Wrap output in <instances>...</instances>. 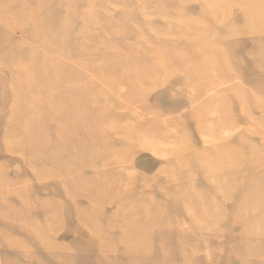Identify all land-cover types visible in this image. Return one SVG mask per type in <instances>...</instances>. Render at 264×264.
Listing matches in <instances>:
<instances>
[{
    "label": "rangeland",
    "instance_id": "1",
    "mask_svg": "<svg viewBox=\"0 0 264 264\" xmlns=\"http://www.w3.org/2000/svg\"><path fill=\"white\" fill-rule=\"evenodd\" d=\"M0 169V264H264V0H0Z\"/></svg>",
    "mask_w": 264,
    "mask_h": 264
},
{
    "label": "bare ground",
    "instance_id": "2",
    "mask_svg": "<svg viewBox=\"0 0 264 264\" xmlns=\"http://www.w3.org/2000/svg\"><path fill=\"white\" fill-rule=\"evenodd\" d=\"M24 95H26V93H24ZM17 99H18V96L17 95H12V97H11V103H10V106H9V109L11 110L12 109V107L14 106V104L16 103V101H17ZM73 107H75V109H76V107L77 106H73ZM73 111V109L72 110H69L68 111V113L67 112H65V113H67V114H71V113H73L72 112ZM12 119V118H11ZM11 119L7 122V125L10 123V121H11ZM87 119H84V118H77V120L76 121H74V123H75V129H77V128H84L85 126H84V122L86 121ZM67 126H68V124H67ZM67 126H63L61 129L59 128L57 131V133H60V134H62V136H59V137H57V139H60V138H63L64 136H66L65 135V128L67 127ZM68 128H69V133H75V131H74V129H73V126H71V125H69L68 126ZM92 127H90V128H87V129H83V131H85V132H87V133H89V134H91V132H92ZM77 130H79V129H77ZM10 131V130H9ZM16 134V131H10V132H7L6 134H5V137L6 136H11V135H15ZM27 137H28V134H27ZM39 142H35L34 144H38ZM28 144H29V141H28ZM67 143H65V144H61V145H66ZM64 147V146H63ZM62 147V148H63ZM47 154H50L49 153V150H48V152H47ZM48 156V155H47ZM61 167V166H60ZM1 170V169H0ZM64 172H65V174H66V171L64 170ZM59 175H64L62 172H60L59 173ZM68 176H69V180L70 181H72V177H71V174H70V172H68ZM16 177V176H15ZM14 181V180H13ZM15 183V182H14ZM100 187V186H99ZM80 192V191H79ZM89 216H91V217H93V216H95L94 215V213H93V211L92 210H90L89 211V214H88ZM98 223H99V220H98ZM94 226V227H93ZM93 226L91 225L90 227H89V225L87 226V228L91 231V233H92V231H94L95 230V226L96 225H94L93 224ZM98 239L99 240H104V239H107L106 237H101V236H98Z\"/></svg>",
    "mask_w": 264,
    "mask_h": 264
}]
</instances>
